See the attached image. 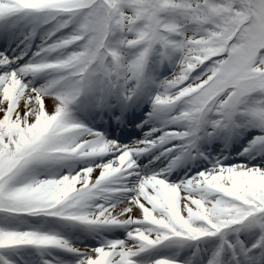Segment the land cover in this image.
Segmentation results:
<instances>
[{
    "label": "snow or ice",
    "instance_id": "snow-or-ice-1",
    "mask_svg": "<svg viewBox=\"0 0 264 264\" xmlns=\"http://www.w3.org/2000/svg\"><path fill=\"white\" fill-rule=\"evenodd\" d=\"M0 264H264V0H0Z\"/></svg>",
    "mask_w": 264,
    "mask_h": 264
}]
</instances>
